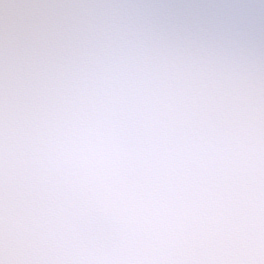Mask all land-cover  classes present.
I'll use <instances>...</instances> for the list:
<instances>
[{"label": "clouds", "instance_id": "obj_1", "mask_svg": "<svg viewBox=\"0 0 264 264\" xmlns=\"http://www.w3.org/2000/svg\"><path fill=\"white\" fill-rule=\"evenodd\" d=\"M0 264H264V0H0Z\"/></svg>", "mask_w": 264, "mask_h": 264}]
</instances>
